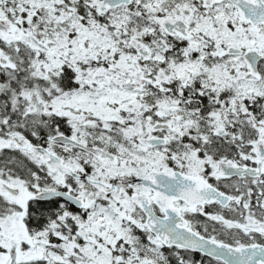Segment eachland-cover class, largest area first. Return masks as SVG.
Wrapping results in <instances>:
<instances>
[{"label":"snow or ice","instance_id":"6c2138e0","mask_svg":"<svg viewBox=\"0 0 264 264\" xmlns=\"http://www.w3.org/2000/svg\"><path fill=\"white\" fill-rule=\"evenodd\" d=\"M0 264H264V0H0Z\"/></svg>","mask_w":264,"mask_h":264}]
</instances>
